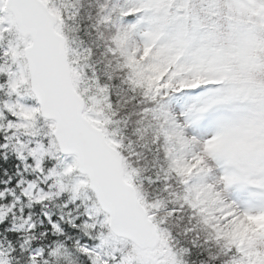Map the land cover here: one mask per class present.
Returning <instances> with one entry per match:
<instances>
[{"label":"snow or ice","instance_id":"obj_1","mask_svg":"<svg viewBox=\"0 0 264 264\" xmlns=\"http://www.w3.org/2000/svg\"><path fill=\"white\" fill-rule=\"evenodd\" d=\"M0 132L25 196L86 204L92 264H264V0H0Z\"/></svg>","mask_w":264,"mask_h":264},{"label":"trees","instance_id":"obj_2","mask_svg":"<svg viewBox=\"0 0 264 264\" xmlns=\"http://www.w3.org/2000/svg\"><path fill=\"white\" fill-rule=\"evenodd\" d=\"M5 135L6 133L0 132V143L6 142ZM25 163L11 147L7 150L0 149V191L8 188L15 192V197L8 195L7 199H0V205L11 206L19 198L14 214L10 213L0 221V247L7 254L9 264H30L31 256L42 248L47 257L57 244H64L73 252L72 259L75 264H92L86 254L78 252V244L84 245L87 235L93 238L97 236V233H91L84 227L89 222L86 204L82 200L74 201L70 193H64L43 204L25 196L24 192L30 182L45 187L39 173L33 170L34 160L27 161V164L32 165L27 169ZM58 163L52 158H47L45 168L51 169L58 166ZM20 208H23V212ZM29 217V223H35L37 226L33 230H29L28 225L24 224ZM54 224H58L61 231L57 232ZM29 237L34 239L25 244ZM60 264H67V261L62 259Z\"/></svg>","mask_w":264,"mask_h":264},{"label":"rangeland","instance_id":"obj_3","mask_svg":"<svg viewBox=\"0 0 264 264\" xmlns=\"http://www.w3.org/2000/svg\"><path fill=\"white\" fill-rule=\"evenodd\" d=\"M30 104H32V105H35V101H30L29 102ZM69 161H71V159L69 158ZM55 167H57V166H55ZM31 184H34V183H29V185L26 187V190L25 191H27L28 189H29V187H30V185ZM239 196H241V198L240 197H237L238 199H240V200H246L247 199V197L245 196V195H243V194H238ZM87 209V208H86ZM178 227H179V224L177 225ZM92 233V232H91ZM83 243V242H82ZM100 243H101V241H100ZM79 246H82V244L81 243H79L78 244ZM99 246L100 245H91V248L92 249H97V248H99ZM88 259H89V257H87ZM91 258V257H90Z\"/></svg>","mask_w":264,"mask_h":264}]
</instances>
